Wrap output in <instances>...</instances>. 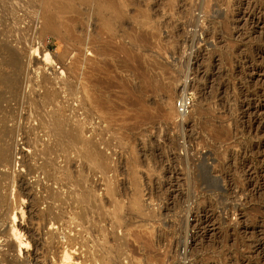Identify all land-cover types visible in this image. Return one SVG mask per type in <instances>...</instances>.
Returning <instances> with one entry per match:
<instances>
[{
  "label": "rangeland",
  "instance_id": "rangeland-1",
  "mask_svg": "<svg viewBox=\"0 0 264 264\" xmlns=\"http://www.w3.org/2000/svg\"><path fill=\"white\" fill-rule=\"evenodd\" d=\"M0 198L17 264H264V0H0Z\"/></svg>",
  "mask_w": 264,
  "mask_h": 264
},
{
  "label": "bare ground",
  "instance_id": "bare-ground-1",
  "mask_svg": "<svg viewBox=\"0 0 264 264\" xmlns=\"http://www.w3.org/2000/svg\"><path fill=\"white\" fill-rule=\"evenodd\" d=\"M46 56V60L47 59H50V56H49V54H46L45 55ZM7 158H4V160H6ZM19 175V174H18ZM27 176V175H26ZM18 180H19V183H20V192H18L19 193V196L20 195H23V194H28V184L26 183V180H25V175H20V177L19 178H17ZM33 189V188H32ZM30 190V189H29ZM25 191L27 192V193H25ZM31 192H29V194H30ZM31 196V195H30ZM21 197V196H20ZM3 200L0 198V205H2L3 204ZM6 202V201H5ZM10 205V204H9ZM7 206L5 209H4V211L3 212H1L0 211V226H3L4 224H5V221L7 220V217H8V215L11 213V211H13L12 209H11V205L10 206ZM18 208H20V207H18ZM14 213H13V217H12V220H10V222L12 221L13 222V228H14V232H12V234L13 233H15V235H16V237L18 236L19 238H20V234H22V231L20 232L19 230V228L18 227H16L17 225H16V220H17V212L16 211H13ZM39 213H40V211H38ZM19 213V212H18ZM38 213V214H39ZM37 214V213H36ZM31 215H32V213H31ZM40 215V217H42L43 218V216L45 215V214H39ZM39 215H37V216H39ZM49 216H51V215H49ZM49 216H47V214H46V217L45 218H49ZM23 217H24V215H23ZM32 218H33V216H31ZM57 217V216H56ZM39 218V217H38ZM45 218H44V220H45ZM57 218H59V217H57ZM57 218H55V216L53 217V218H49V220H47L46 219V221H49V223L51 222V224L52 225H55V224H53V223H55L58 219ZM23 219V218H22ZM35 219V218H34ZM41 219V218H40ZM54 219H57V220H54ZM31 220V219H30ZM53 222V223H52ZM25 226V225H24ZM23 226V223L20 225V228H21V230H24L25 228H23L24 227ZM55 228V227H54ZM53 228V229H54ZM36 229V228H35ZM51 229V228H50ZM13 230V229H12ZM31 230H33V229H31V228H27V231L28 232H30ZM25 231V230H24ZM5 233V232H4ZM39 233V232H38ZM33 235H34V233H32ZM11 235V234H10ZM14 235V234H13ZM5 235H2V237H4ZM6 236H7V232H6ZM5 236V237H6ZM4 237V238H5ZM7 237H10L9 235L7 236ZM66 238H67V236H66ZM40 239V238H39ZM5 240V239H4ZM33 240H35V239H33ZM37 240V239H36ZM41 240V239H40ZM8 241H10V239L8 240ZM34 242V241H33ZM40 243V242H39ZM39 243L37 242V241H35L34 242V244L33 245H35V248H37L38 247V245H39ZM9 244V243H8ZM10 245H12V244H10ZM27 245V244H26ZM38 249V248H37ZM19 251H20V255H24V257H26L27 259L29 258V263L31 264L33 261V263H40L39 262V255L37 254V252L35 251H33V252H30L29 251V248H28V246L26 247L25 246V244L23 243V242H20V249H19ZM4 252H6V251H0V256H1V260H0V264H3V263H6V264H17V263H15L14 262V259H13V261L12 260H10L9 259V257H8V254H6V253H4ZM45 254V253H44ZM22 255V256H23ZM21 256V257H22ZM64 256H67L66 254L64 255ZM20 257V256H19ZM32 257V260H30V258ZM44 257V256H43ZM68 258H69V256H67ZM15 258V257H14ZM44 259H46V258H44ZM70 259V258H69ZM68 259V260H69ZM67 260V261H68ZM97 260V259H96ZM44 261V260H43ZM47 261V260H46ZM94 261V260H93ZM80 262V261H79ZM25 263V262H24ZM61 263H62V261H61ZM20 264H21V262H20ZM63 264H65V262L63 263ZM67 264V263H66ZM71 264V263H70ZM74 264H77V263H75L74 262ZM101 264H108L107 262H105V263H101Z\"/></svg>",
  "mask_w": 264,
  "mask_h": 264
},
{
  "label": "built area",
  "instance_id": "built-area-1",
  "mask_svg": "<svg viewBox=\"0 0 264 264\" xmlns=\"http://www.w3.org/2000/svg\"><path fill=\"white\" fill-rule=\"evenodd\" d=\"M191 98L189 96H182L177 102H176V111L178 115L185 116L189 113L191 109Z\"/></svg>",
  "mask_w": 264,
  "mask_h": 264
}]
</instances>
